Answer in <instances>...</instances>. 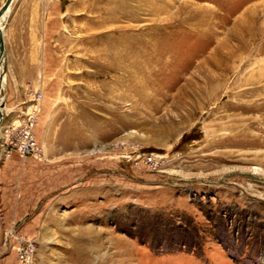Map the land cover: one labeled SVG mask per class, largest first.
I'll use <instances>...</instances> for the list:
<instances>
[{"label":"rangeland","instance_id":"obj_1","mask_svg":"<svg viewBox=\"0 0 264 264\" xmlns=\"http://www.w3.org/2000/svg\"><path fill=\"white\" fill-rule=\"evenodd\" d=\"M57 1L24 158H64V189L0 264H264V0ZM30 105L3 115L0 165Z\"/></svg>","mask_w":264,"mask_h":264},{"label":"crops","instance_id":"obj_2","mask_svg":"<svg viewBox=\"0 0 264 264\" xmlns=\"http://www.w3.org/2000/svg\"><path fill=\"white\" fill-rule=\"evenodd\" d=\"M62 11L57 0H12L3 43L6 72L11 75L5 82L3 115L9 106L14 108L15 103L28 102L35 92L30 71L40 66L36 65L37 54L54 52V40L58 43L62 35L61 21H58ZM15 85L22 89H18L17 95L14 88L11 89ZM22 159H2L0 165V242L8 238L11 230H30L34 211L64 189V158L49 157L39 162ZM71 171L67 169V178L73 177ZM24 233L28 238L32 235Z\"/></svg>","mask_w":264,"mask_h":264},{"label":"built area","instance_id":"obj_3","mask_svg":"<svg viewBox=\"0 0 264 264\" xmlns=\"http://www.w3.org/2000/svg\"><path fill=\"white\" fill-rule=\"evenodd\" d=\"M40 93L35 91L32 93L31 105L26 107L23 114V118L18 122V125L15 128H12V123L9 125L8 130L6 131V143L12 145L13 151L15 154L24 158L26 156H38L39 148L31 134V126L33 124L34 118L39 112V101ZM5 157L9 156V151L4 153ZM39 157V156H38ZM29 252L27 247L19 249L17 254L24 255Z\"/></svg>","mask_w":264,"mask_h":264},{"label":"bare ground","instance_id":"obj_4","mask_svg":"<svg viewBox=\"0 0 264 264\" xmlns=\"http://www.w3.org/2000/svg\"><path fill=\"white\" fill-rule=\"evenodd\" d=\"M9 8L10 6L8 7V9L6 11H3L0 15V46L3 47V34H2V26H3V23H4V20L6 18V14L9 12ZM5 58V54H4V49L2 51V53H0V117L2 118L3 117V112H2V109H3V94H2V82H3V59Z\"/></svg>","mask_w":264,"mask_h":264},{"label":"water","instance_id":"obj_5","mask_svg":"<svg viewBox=\"0 0 264 264\" xmlns=\"http://www.w3.org/2000/svg\"><path fill=\"white\" fill-rule=\"evenodd\" d=\"M11 2H12V0H4V2H3V4L1 5V7H0V15H1V13L3 12V11H6L7 9H8V7L10 6V4H11ZM2 51H3V47L2 46H0V53H2ZM1 117H0V122H1Z\"/></svg>","mask_w":264,"mask_h":264}]
</instances>
